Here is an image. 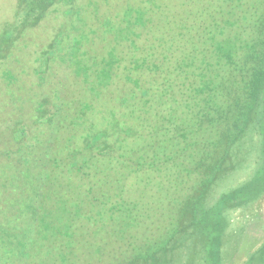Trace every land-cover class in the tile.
I'll return each instance as SVG.
<instances>
[{
    "label": "trees",
    "instance_id": "trees-1",
    "mask_svg": "<svg viewBox=\"0 0 264 264\" xmlns=\"http://www.w3.org/2000/svg\"><path fill=\"white\" fill-rule=\"evenodd\" d=\"M73 2L18 0L16 14L35 23L49 6L52 13L62 4L69 6L64 16L81 21ZM137 3L98 20L108 40L104 53L85 47L83 32L59 53L53 47L51 61L58 53L57 62L84 93L68 92L62 103L81 111L62 125L54 141L60 146L50 143L52 161L41 168L31 165L29 145L18 150L11 135L0 150V196L8 198L0 202V264H221L229 212L264 195V0ZM92 9L95 16V3ZM48 67L35 71L40 84L52 75ZM3 70L4 81L14 77ZM64 92L54 90L49 101L61 103L55 98ZM116 117L118 132L109 133ZM250 144L257 146L246 163L251 174L212 200L211 188L237 168L235 159L242 161L239 153ZM177 164L182 182L166 183L176 174L161 167ZM138 183L158 193L180 187V214L170 212L160 236L130 196ZM143 226L150 238L137 239ZM100 232L113 241L105 253ZM250 253L244 264H264V241Z\"/></svg>",
    "mask_w": 264,
    "mask_h": 264
},
{
    "label": "rangeland",
    "instance_id": "rangeland-1",
    "mask_svg": "<svg viewBox=\"0 0 264 264\" xmlns=\"http://www.w3.org/2000/svg\"><path fill=\"white\" fill-rule=\"evenodd\" d=\"M40 1L44 3L46 0ZM91 1L93 6L94 3L97 5L95 16L90 14V11H93V6L89 5L88 7L85 4L86 0H74L73 6L75 10L80 11L81 21L76 20L75 17L63 15L64 9L69 8L68 5L56 4L57 6L54 5L57 8L56 12L49 13L51 7L49 6V11H47L46 16L41 21L26 23L24 12L16 14L18 0H0V150L5 147V143L9 141L8 137L11 135L16 141L14 147H18V150H21L20 148L23 146L29 145L31 149L29 151V159L31 165L35 166L34 168H41L48 161H52L50 157L53 146L50 143L55 144L54 149L60 146L59 143H55L54 141L59 139L58 132L61 130L62 125L67 126L70 124L74 113L81 111V107L77 104L68 105L62 103L67 94H69L68 92L75 91L74 96L76 98L81 96L83 98L84 93L76 88V85L68 75L67 69L57 62L56 58L59 48L63 46L65 50L71 44L72 39L83 32L88 36V40H83L85 47L96 49V55L104 53L108 49V40L103 33L104 25L103 23H99L98 20L104 19L107 16L114 17L126 3L135 5L138 2V0ZM136 5L139 4L137 3ZM146 6L148 7L147 4ZM149 7L153 10L154 14L156 9L150 5ZM147 16H151L150 11L147 12ZM27 17L30 18L31 14L27 13ZM83 18L84 23H79L82 22ZM67 19H71L75 23H67ZM91 31H93L92 34L90 33ZM106 37L109 36L106 35ZM145 37L149 36L144 35L143 38ZM53 38L56 39L54 40ZM57 40L59 47H56L57 44H55ZM53 47L58 52L55 55L54 62L51 61ZM127 54L125 50L124 56L126 57ZM47 65L49 66L47 71L52 75H49L50 77L46 79L47 82L40 84L41 80L35 71L40 66ZM2 70V74H5L4 72H11L10 75L13 74L14 77L9 79L12 81V84H8L9 80L4 81L1 75ZM120 84L121 82H119ZM18 87H20V91L13 94ZM58 88L65 90L63 95L55 98L61 103H52L53 92ZM111 88H117V84L113 87L111 86ZM43 96L49 97L48 100L46 99V102H42L44 100L40 99ZM116 107L119 111H125L119 105H116ZM21 109H24L25 112L20 111ZM117 118L113 126L106 127L109 133L118 132L120 119L118 118V120ZM35 135L37 136L35 137ZM33 139L34 142L28 143L29 141H33ZM10 142L13 143L14 141ZM20 143L21 147L19 146ZM256 145L250 144L249 147L241 149L239 154L242 161L240 158L235 159L237 161V168L225 174L224 178L222 176L223 179L219 178L220 180L217 184L209 191L212 200L215 199L213 195L216 197L220 191L236 186L244 174H251V170L247 168L246 163L254 160L253 156L257 153L258 146ZM61 152L62 148L55 151V153ZM19 155L16 154L15 156L19 157ZM134 166L137 167L138 165L134 164ZM164 168L176 174V180H168L166 183L176 185L177 182L178 184H180V181L182 182L180 165H173V167L163 165L161 169ZM42 171L45 172L43 169ZM163 176L165 177V174ZM140 184L135 185L137 189L134 188L136 190H132L130 196L134 197L136 202L140 204V207H142L140 212L143 215L152 216V223L150 222L149 224L150 231L156 232L155 235L160 236L165 230V225L168 224L167 219L170 216V212L175 215L180 214V209L176 208L182 195L180 187L176 188L175 194L168 185L163 187L161 193H158ZM24 185V182H20L19 190L22 191L21 195H25L23 192ZM103 186L104 181L100 180L99 189ZM3 198L0 196V202L8 199ZM229 221L231 228L228 234L225 235V243L222 246L220 256L223 261L221 264H244L248 253L251 252L250 255L254 254V250L258 249L264 241V195L246 209L230 211ZM173 225L174 223H172V227ZM144 228V226L141 227L140 231L137 232V239L142 240L148 236ZM110 237L109 234L99 233L100 252L103 251L105 253L107 249L111 248L110 245L113 241ZM136 249L135 252H138ZM261 255H263L261 252L255 254L254 258L257 262L263 258Z\"/></svg>",
    "mask_w": 264,
    "mask_h": 264
}]
</instances>
